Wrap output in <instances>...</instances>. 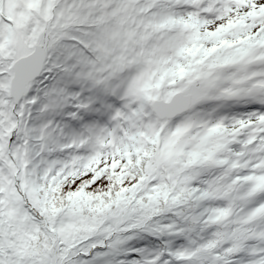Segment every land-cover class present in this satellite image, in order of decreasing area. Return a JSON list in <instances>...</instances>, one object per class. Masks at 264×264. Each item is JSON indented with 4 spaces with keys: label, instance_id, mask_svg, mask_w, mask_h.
<instances>
[{
    "label": "snow or ice",
    "instance_id": "6c2138e0",
    "mask_svg": "<svg viewBox=\"0 0 264 264\" xmlns=\"http://www.w3.org/2000/svg\"><path fill=\"white\" fill-rule=\"evenodd\" d=\"M0 264H264V0H0Z\"/></svg>",
    "mask_w": 264,
    "mask_h": 264
}]
</instances>
